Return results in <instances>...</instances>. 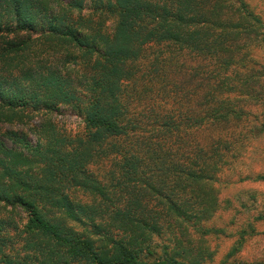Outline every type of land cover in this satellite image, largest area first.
<instances>
[{"label": "trees", "instance_id": "16d2710c", "mask_svg": "<svg viewBox=\"0 0 264 264\" xmlns=\"http://www.w3.org/2000/svg\"><path fill=\"white\" fill-rule=\"evenodd\" d=\"M234 3L0 0V264H199L175 247L215 230L212 182L264 134V21ZM62 105L80 133L3 127Z\"/></svg>", "mask_w": 264, "mask_h": 264}, {"label": "rangeland", "instance_id": "374dc122", "mask_svg": "<svg viewBox=\"0 0 264 264\" xmlns=\"http://www.w3.org/2000/svg\"><path fill=\"white\" fill-rule=\"evenodd\" d=\"M93 1L84 0L85 8L81 11L82 14L90 11ZM234 1L226 0V2L233 3ZM243 1L248 10L264 21V0ZM234 4V6L237 5V3ZM112 26L113 19L109 18L105 20L103 30L109 33ZM255 52L253 53L254 61L261 62L263 59L260 57L261 52ZM48 58L46 61L53 62L52 55ZM256 65L259 64H253L255 68ZM65 67L73 73L81 71L79 65L69 63L65 64ZM251 109L254 113V108L251 107ZM25 112L27 116L21 121L3 124V127L13 130L21 129L31 139L33 136L29 128L42 120H50L58 129L71 135L83 130L82 116L66 105L60 106L56 111ZM246 143L249 145L238 156L233 169L223 173L217 181L212 182V192L216 196L217 209L206 223L215 230L199 237L196 236L197 239H191L189 243L182 238V242H178L175 247V249L186 248L193 253H198L196 258L200 259L199 264L264 261V179L242 178L245 173L264 175V134L255 133L253 138L247 139ZM71 190L69 193L72 197L84 201L89 200V197L79 189H74L72 192ZM9 209L8 206L0 203V215L7 214ZM12 214L18 220L19 225L24 223L25 218L22 211L14 209ZM261 215L263 217L257 218ZM167 244L168 249L173 247L172 242Z\"/></svg>", "mask_w": 264, "mask_h": 264}]
</instances>
